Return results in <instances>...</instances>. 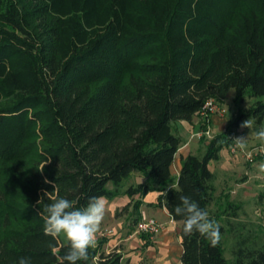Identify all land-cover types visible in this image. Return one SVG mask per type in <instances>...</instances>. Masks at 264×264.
I'll return each mask as SVG.
<instances>
[{
	"label": "trees",
	"instance_id": "obj_1",
	"mask_svg": "<svg viewBox=\"0 0 264 264\" xmlns=\"http://www.w3.org/2000/svg\"><path fill=\"white\" fill-rule=\"evenodd\" d=\"M232 90L238 105L254 100L232 127L251 119L256 133L264 0H0V264H60L68 241L43 231L53 198L82 209L117 196L134 171L147 181L126 193L160 192L158 206L182 223V264H264V246L240 245L228 261L222 239L185 235L174 211L189 196L217 221L209 164L232 141L217 134L175 179L173 123ZM101 245L77 264H122Z\"/></svg>",
	"mask_w": 264,
	"mask_h": 264
},
{
	"label": "crops",
	"instance_id": "obj_2",
	"mask_svg": "<svg viewBox=\"0 0 264 264\" xmlns=\"http://www.w3.org/2000/svg\"><path fill=\"white\" fill-rule=\"evenodd\" d=\"M200 121L199 114L191 122L180 121V130L186 129V132H194L195 126ZM227 122L228 118H216L214 127L216 130L221 131ZM240 125L236 127V130L240 136L246 138V144L249 145L253 142L252 139H256L253 127L248 131L241 128ZM242 133L244 134L242 135ZM185 134L179 133L176 135L181 138ZM183 138L185 139V137ZM200 145L201 141L198 139L190 137L185 140L172 166V175L175 179L180 174L182 159L190 154L199 156ZM205 152L206 145L202 149L203 155ZM219 156L218 160L211 161L209 164L214 173L215 201L212 205H214L215 212L212 213V216L224 227L221 220L228 218L226 216L232 209L229 204L247 198L248 190L253 189L251 183L258 184L260 191H262L264 178H261V174L258 172L260 163L250 165L251 169L246 170L243 167L244 164H247L245 160L242 157L232 155L229 147L222 149ZM240 169L249 178L244 183H235L236 171L240 172ZM126 180L119 189L117 196L114 198L105 197L108 201V211L101 224L100 231L97 233L96 245L102 242L101 250L105 253L117 249L122 255V264H182L184 253L181 239L182 223L175 221L165 207L158 206L160 192H150L146 195L126 193L128 188L146 183L147 175L145 173L134 171ZM225 211H227V214L224 213ZM144 218H154L162 225V232L157 237L151 239L137 232L136 225ZM105 230H110L112 233L103 236L102 233Z\"/></svg>",
	"mask_w": 264,
	"mask_h": 264
},
{
	"label": "clouds",
	"instance_id": "obj_3",
	"mask_svg": "<svg viewBox=\"0 0 264 264\" xmlns=\"http://www.w3.org/2000/svg\"><path fill=\"white\" fill-rule=\"evenodd\" d=\"M241 128L251 129L253 121L247 119L240 125ZM256 139L264 141V127L255 133ZM236 147L246 149V138L236 137L233 139ZM258 172L264 178V162L258 165ZM46 211L44 234L55 238L63 236L70 247L66 255L58 258L60 264L65 261L68 264H77V261L88 259L89 248H95L97 233L108 211V201L105 197H92L88 205L82 209H74V202L65 198H53ZM181 204L174 211L178 216H183V233L191 235L198 232L204 236L212 247H215L220 239V225L217 221L210 219L207 211L199 208L198 204L189 196L180 197ZM56 249L53 248L55 253ZM18 264H31L29 258L21 257Z\"/></svg>",
	"mask_w": 264,
	"mask_h": 264
},
{
	"label": "rangeland",
	"instance_id": "obj_4",
	"mask_svg": "<svg viewBox=\"0 0 264 264\" xmlns=\"http://www.w3.org/2000/svg\"><path fill=\"white\" fill-rule=\"evenodd\" d=\"M235 91L232 90L227 98L222 101V105L228 109V122L225 127H227L228 133L235 135L236 137H241L237 132L236 128L232 127L233 123L238 117L240 112L246 111L249 106L254 102L253 99L246 98L243 104H236L234 102ZM201 121L195 126L194 132L187 131L186 129L180 130V122L173 123L174 134L186 133L185 136H181L182 145L185 143V140L192 137L194 133L201 129H205L207 124L204 122L202 116H200ZM245 130H250L245 128ZM181 131V132H180ZM214 136L221 133V131L216 130L213 125ZM244 133H242L243 135ZM185 137V139L183 138ZM196 139V138H195ZM201 141L200 149L198 150L199 156H202V149L205 147L206 142L210 139H198ZM253 142L249 143L246 148H251L256 145L264 144V141L258 139H252ZM246 170L250 168V164H244L243 166ZM251 169V168H250ZM236 181L235 183H244L248 180L249 176L240 169V172L236 171ZM127 180H125L126 182ZM253 189L248 190L247 198L244 200H238L232 205V209L227 214V211L224 213L227 214L226 219H222L221 223L225 227V232L221 235L223 242L225 257L228 261H234V251L240 245L245 246L249 249H261L264 246V188L260 191V186L258 184H253ZM261 196H263L261 198ZM215 201V198H214ZM213 201V202H214ZM212 202V204H213ZM211 204V215L215 212L214 205ZM239 207V208H237ZM233 218V219H231ZM235 218V219H234Z\"/></svg>",
	"mask_w": 264,
	"mask_h": 264
},
{
	"label": "built area",
	"instance_id": "obj_5",
	"mask_svg": "<svg viewBox=\"0 0 264 264\" xmlns=\"http://www.w3.org/2000/svg\"><path fill=\"white\" fill-rule=\"evenodd\" d=\"M202 116L204 122L207 124L205 129H201L192 135V138L196 139H213L214 131L213 125L214 120L217 119H226L228 118V109L222 105V102L217 99H209L203 107L198 112ZM227 132L228 137L231 139L232 143L229 146V150L232 155L237 157H242L246 163L250 165H255L257 163L264 162V144L256 145L251 148H246L244 150L236 147L233 139L236 136L229 134L227 127H224L221 131ZM162 225L154 218H144L136 225V230L138 233L148 236L153 239L157 237L162 232ZM110 230H105L102 235L106 236L111 234Z\"/></svg>",
	"mask_w": 264,
	"mask_h": 264
}]
</instances>
